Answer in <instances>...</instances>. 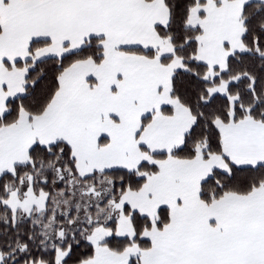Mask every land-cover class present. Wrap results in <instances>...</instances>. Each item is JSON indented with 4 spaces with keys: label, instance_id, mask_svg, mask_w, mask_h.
<instances>
[{
    "label": "snow or ice",
    "instance_id": "6c2138e0",
    "mask_svg": "<svg viewBox=\"0 0 264 264\" xmlns=\"http://www.w3.org/2000/svg\"><path fill=\"white\" fill-rule=\"evenodd\" d=\"M0 264H264V0H0Z\"/></svg>",
    "mask_w": 264,
    "mask_h": 264
}]
</instances>
